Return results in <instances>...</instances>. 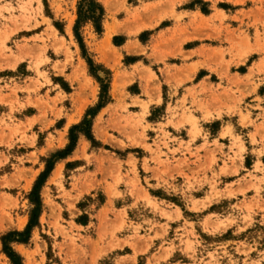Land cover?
Returning <instances> with one entry per match:
<instances>
[{"label": "rangeland", "instance_id": "374dc122", "mask_svg": "<svg viewBox=\"0 0 264 264\" xmlns=\"http://www.w3.org/2000/svg\"><path fill=\"white\" fill-rule=\"evenodd\" d=\"M95 1L96 16L104 9L101 29L82 18V45L75 25L89 0H0V264H14L2 237L24 231L36 207L27 240L10 242L22 264H264V176L247 169L250 158L244 166L247 152L230 122L239 114L243 125L253 123L243 113L242 86L264 84L252 78L264 71V0ZM189 29L216 45L200 49L201 66H210V49L216 55L213 83L207 77L166 103L169 85L146 58V65L133 67L143 91L125 102L139 91L122 81L125 54L167 53L166 43L181 47ZM155 34L159 42L152 46ZM116 36L125 44L116 46ZM98 55L112 62L121 83L120 102L96 119L110 100L113 77L112 69L96 65ZM242 63L252 65L250 72L231 76L230 66ZM88 112L91 138L76 130L66 154L72 128ZM222 124V136L233 140L231 153L218 140L208 142V129L214 134ZM184 126L190 140L170 149L178 138L168 128ZM257 131L264 140L263 122ZM200 136L203 143L193 148ZM255 153L264 155V145ZM50 159L53 167L33 197ZM253 168L264 171L261 161ZM154 240L162 242L145 253L137 248ZM128 245L134 254L120 257Z\"/></svg>", "mask_w": 264, "mask_h": 264}, {"label": "crops", "instance_id": "0c3cea01", "mask_svg": "<svg viewBox=\"0 0 264 264\" xmlns=\"http://www.w3.org/2000/svg\"><path fill=\"white\" fill-rule=\"evenodd\" d=\"M181 11L191 12V10H188V9H183ZM171 25L172 24L166 25V28H169ZM189 30L190 32L188 34V37L182 41L181 47H176L174 44L175 41H172V40H169L168 43H166L167 44L166 46L168 48H165L164 50L168 51L167 53L162 54V53L157 52L158 50L149 49L147 51V54L144 57H141V53H131L129 55L128 53L125 54L128 58V63H127L128 66H126L125 69H119L124 74L122 81H125L126 79H128V84L126 88L127 90L128 88L133 87L136 84L138 85L137 87L139 89L137 93H129V96L125 98V102L127 103L132 102L135 97L140 95L139 92L143 91L144 84L140 80V73L136 72L133 67L135 65H138L140 62H143L145 64L146 58L147 60H149L151 65H157L158 70H160L161 75L163 77V83L164 84L166 83L167 85H169V89H170L169 93L171 96L168 97L166 103L177 102L178 100L181 99V92L183 94L186 88H191L193 86H196L202 80H205L207 77H210V83H213L211 76H213V73H216V71H213V69H215L217 66L216 55L213 54V51L210 49L209 61H208L210 63V66L208 67L201 66L199 62L204 60V58L200 56V49L203 45H207L210 48H214L216 47V45L212 42L210 43L200 42L201 36L196 35L197 33L194 30H191V29ZM102 32L104 34L106 33L105 31H102ZM156 34L158 33L156 32ZM155 35H153L150 40L152 46H154V43L159 42L157 35L156 36ZM123 42L124 41L121 40L120 37L116 36L114 38V43L116 44V46H121V44L124 45L125 43ZM131 57H136V58H131ZM102 58L104 57L101 55L96 56V62H95L96 65L100 66L101 69L105 67L112 69L111 68L112 62L108 63L106 60ZM226 58L228 57L226 56ZM174 65L179 67V69L173 68ZM196 66L197 68L195 69ZM251 66L252 65H247L246 63L231 65L230 75L231 76L240 75L241 77H244L250 72ZM101 69H98V72ZM112 71H113L112 72L113 77L110 81V87H109L110 100H108L107 103L104 106H102L100 109H98L97 114H96V119L109 105L120 102V100H117L116 98L117 95L115 94V90H116L117 85H119L121 82L116 83V71L115 69H112ZM124 71H126L127 74H125ZM132 72L135 73V76H132L133 75ZM252 78L255 80V82L260 78H264V71L261 72L258 69L255 70ZM181 80H182V83L178 85V88H177L178 96L175 97L174 96V92H175L174 85L178 81H181ZM242 87H243V90L247 93L244 99V103L242 105L243 113L245 115L248 114L249 118L253 121V123L248 124V125H243L241 123V117L239 114L237 116H233V115L230 116L231 117L230 122L232 125L233 133L240 135L242 137V140H243L246 152H247L243 160L244 166H246L247 158H250L251 167L250 168L247 167V169L250 170L253 174L257 175L258 177H262L264 176V171L254 173L255 169L253 167L255 163L258 161H261L264 166V155L258 156V153H255V151L257 152L258 150L262 149L264 145V140H262V134L257 131L260 123L263 122L264 124V84H261L257 88H254L252 84L245 82V84ZM162 103H164V99H162ZM159 105L160 103L153 104L151 105V108L156 109ZM2 110L3 109H0V114L4 112ZM167 112L168 111L166 107V109L164 110V113L162 114L163 116L162 119H165L166 116H168L167 114H165ZM151 114L152 113L149 112V115ZM225 122H229V121H225ZM224 126L226 125L222 124L221 127L214 134H212L210 130L208 129L209 136H210L208 137V142L212 144L214 143L215 140H218V143L224 146V151L226 153L227 152L231 153L230 146L232 145L233 140L229 134L226 136H222ZM183 129L187 130L186 133H184L185 136L180 135L179 133V132H184ZM188 129L189 128L187 126L180 127L178 129L176 128L170 129V127L168 128L169 131L173 130L172 134L173 135L177 134L175 135V137L178 138V141L170 142V149L180 147V144H179L180 139H183L185 142L190 140ZM253 137H255L256 141L253 140ZM203 141H204V138L201 136L196 138L192 142V147L195 148L197 145H201ZM140 163L142 164V162ZM150 165L153 166L152 163H150ZM243 174L248 175L247 173H243ZM148 176L150 177L151 180L154 178L153 173L151 172L149 173ZM155 182L156 181L153 180V184ZM182 182H185V181H181V182L178 181L177 184L180 185ZM125 194L128 195L127 193ZM130 205H132V203L130 204L129 201H126V206H128V209H130ZM138 220H141L140 217H138ZM160 242L162 241L154 240L153 244L147 246L144 241H140L137 244V248L141 249L140 252L145 253L148 247L149 249H152L153 247L155 248L157 244H159ZM128 248H129V251H126L125 253L120 254V257L132 256L134 254L133 247L128 245ZM121 249H125V246L122 247ZM127 260L129 259H126L125 261Z\"/></svg>", "mask_w": 264, "mask_h": 264}, {"label": "trees", "instance_id": "16d2710c", "mask_svg": "<svg viewBox=\"0 0 264 264\" xmlns=\"http://www.w3.org/2000/svg\"><path fill=\"white\" fill-rule=\"evenodd\" d=\"M87 5H88V10L86 12H84L83 4L80 6L79 18H78V21L75 25V34H76L78 40L80 41V43L82 45H83V42H82L80 34H79V24L81 22V19L85 18L87 20L88 19L92 20L95 23L96 28H98V30H100L101 29L100 19L102 18L103 14H104V9L101 7L100 15L96 16L95 8L99 4L95 0H89V3ZM90 63H91V60H90ZM90 114H92V112L87 113L86 117L83 119V121L81 122L80 125H76L72 128L71 138H70L71 143L68 145L67 149L65 150L66 154L71 152L75 146V140H76L75 131L76 130H80V131L84 132L89 138H91V133L89 132L91 119L88 118V116ZM57 155H60V153H57L54 156H57ZM52 167H53V162H52V159H50V160H48V165H47L46 171L44 173H42L41 177L39 178L36 185L34 186V189L32 191L33 197H36V196L38 197L37 194H38L39 189H40V183L42 182V179L44 178V176L52 169ZM35 201H36L37 205H40V201H38V200H35ZM38 211H39V207L34 208V210L32 211V218L30 219V222L24 231H22V232H10V233H7L6 235H4L2 237V241H3V245H4V251L10 257V259L12 260V262L14 264H22L21 256L12 249V247L10 246V242L11 241L25 242L27 240V238L31 232V229L35 224V217L38 215Z\"/></svg>", "mask_w": 264, "mask_h": 264}, {"label": "bare ground", "instance_id": "6f19581e", "mask_svg": "<svg viewBox=\"0 0 264 264\" xmlns=\"http://www.w3.org/2000/svg\"><path fill=\"white\" fill-rule=\"evenodd\" d=\"M59 174V169L56 170L55 175L57 176ZM54 176V175H53Z\"/></svg>", "mask_w": 264, "mask_h": 264}]
</instances>
